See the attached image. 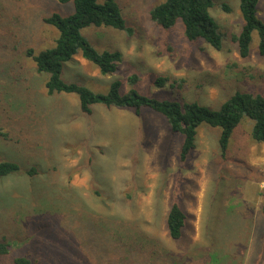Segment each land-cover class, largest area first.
Listing matches in <instances>:
<instances>
[{"label": "rangeland", "instance_id": "1", "mask_svg": "<svg viewBox=\"0 0 264 264\" xmlns=\"http://www.w3.org/2000/svg\"><path fill=\"white\" fill-rule=\"evenodd\" d=\"M163 1L118 0L129 32L81 31L97 51L121 54L116 72L103 76L77 55L63 79L95 93L119 81L125 93L135 76L143 95L211 109L237 90L264 97L255 34L245 59L230 41L242 24L239 0H213L220 51L188 42L179 23L155 24L150 11ZM72 11L55 0H0V163L18 166L0 178V242L11 246L0 264L21 257L30 264H127L124 250L132 253L135 241L163 256L152 264H216L205 260L218 253L219 264H264V144L251 139L252 122L242 120L224 154L219 130L201 125L195 148L180 161L182 138L162 116L100 105L87 115L75 96L48 95L47 76L26 52L51 47L57 33L44 19ZM257 17L264 23V0ZM157 77L167 80L163 88L154 86ZM172 204L185 214L178 241L165 227Z\"/></svg>", "mask_w": 264, "mask_h": 264}, {"label": "trees", "instance_id": "2", "mask_svg": "<svg viewBox=\"0 0 264 264\" xmlns=\"http://www.w3.org/2000/svg\"><path fill=\"white\" fill-rule=\"evenodd\" d=\"M60 4H72L73 11L67 16L51 14L44 23L56 31V37L51 47L34 52L28 50L26 56L32 61L38 74H44L47 79L44 88L48 95H72L78 100L79 109L84 114H91L96 105L105 108L132 110L140 114L148 110L162 116L170 131L179 135L182 142L179 149L180 161H185L195 148L197 129L201 125L219 130L218 145L222 154L229 146L231 136L243 119L252 122L250 137L254 142L264 144V97L260 94L237 90L231 94L217 109L186 100H158L139 93L135 89L136 78L132 76L128 83L130 89L122 93L121 83L113 81L105 93H95L88 87L63 79V71L72 59L79 55L83 60L94 65L103 76L113 74L121 62V54L117 51H97L81 34L90 26L96 28H111L127 31L121 14L118 0H55ZM260 0H239V13L242 24L237 34H231L230 41L235 44L238 57L249 56L252 35L255 34L256 50L264 59V23L257 17V7ZM214 6L213 0H165L150 11L151 20L163 29H171L178 23L182 26L183 36L188 42L201 41L205 46L220 51L224 45V37L219 25L210 14ZM224 12H230L227 5L222 4ZM254 38V37H253ZM254 41V40H253ZM167 80L157 77L153 84L163 88ZM18 171V166L10 162L0 163V178ZM264 223V205L260 210ZM185 214L178 206L172 204L168 210L165 227L169 239L178 241L182 236ZM132 253L124 250L127 261L131 264H152L160 261L162 255H157L155 249L135 241ZM140 243V245H139ZM10 244L0 242V256L10 252ZM92 254L98 258L99 253ZM135 251L138 252L135 255ZM219 253L204 259L219 264ZM140 258H142L140 260ZM101 262V261H100ZM13 264H30L26 257L16 258ZM88 264V262H87ZM169 264H175L170 262Z\"/></svg>", "mask_w": 264, "mask_h": 264}]
</instances>
